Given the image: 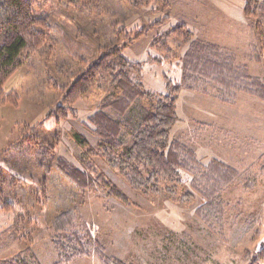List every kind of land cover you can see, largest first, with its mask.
I'll use <instances>...</instances> for the list:
<instances>
[{"label":"rangeland","instance_id":"obj_1","mask_svg":"<svg viewBox=\"0 0 264 264\" xmlns=\"http://www.w3.org/2000/svg\"><path fill=\"white\" fill-rule=\"evenodd\" d=\"M166 1L133 7L124 0H101V7L87 11L47 0L37 9L69 33L82 59L58 41L29 59L4 86L6 93L19 95V102L0 101V186L13 204L12 209L0 208V262L21 250L29 257L26 247L31 244L42 264H54L63 242L69 255L90 248L88 256L79 255L69 264H104L99 249L129 264H264V101L257 97L242 93L235 105H228L216 99L213 89L208 95L186 89L180 93L171 138L193 148L204 163L218 158L241 173L223 193L227 213L224 227L216 232L195 214L202 202L198 194L179 202L162 188L158 194L137 192L105 159L92 156L91 162L129 196V206L107 190L79 189L52 161L60 155L80 169L88 166L90 157L76 135L97 145L90 117L114 90L112 79L100 75L95 87L74 102L65 101L64 95L81 72L114 46L141 63L142 72L132 77L155 98L167 93L166 78L181 80L188 45L167 37L179 25L231 50L253 75L264 77V18L258 8L253 20L244 13L249 0ZM165 41L172 51L169 58L158 50ZM183 179L177 199L191 190L189 176ZM74 205L80 215L76 226L56 232L55 215ZM21 218L20 239L14 241L7 229ZM88 235L94 241L91 247Z\"/></svg>","mask_w":264,"mask_h":264},{"label":"trees","instance_id":"obj_2","mask_svg":"<svg viewBox=\"0 0 264 264\" xmlns=\"http://www.w3.org/2000/svg\"><path fill=\"white\" fill-rule=\"evenodd\" d=\"M46 1L0 0V101L3 103L18 104L19 95L13 92L6 93L4 86L17 70L42 49L52 48L60 41L73 57L82 59L69 33L48 14L37 12L41 3ZM54 1L64 3L66 6L84 7L87 11L101 7V0ZM124 1L133 7H142L152 2L167 4L166 0ZM256 4L253 7L252 0H249L244 8V13L250 20L257 15L256 8L260 11L259 15L264 18V1L256 0ZM254 28L258 35L262 36V28L259 25H255ZM123 32L127 34L125 29ZM143 32V29L138 31L136 36L140 37ZM56 35L60 36V40ZM170 36L182 40L188 48L182 57L180 82L174 83L166 78L167 93L157 98L153 92L145 90L139 81L133 79V73L142 72L141 63L127 59L119 46L106 50L97 61L72 81L71 87L64 95L65 101L74 102L86 95L95 87L102 74L112 79L114 90L102 100L99 109L90 117L95 128L93 131L99 137L97 145L90 146L89 141L80 133L76 135L78 142L86 148V157H90L86 163L88 166L80 169L60 155L54 156L52 161H55L59 169L79 189H88L92 192L107 190L110 197L129 206L132 205L129 196L109 179L106 173L100 171L97 164L92 163L94 162L92 156L105 159L107 164L118 171L137 192L158 194L165 190L172 194L174 201L179 202L192 201L198 194L202 202L196 208L195 214L216 232L217 227H224L227 213V202L223 198V193L240 179L241 173L218 158L204 163L193 148L179 138H171L170 131L179 119L180 93L182 89H186L192 92L201 91L208 95L213 89L217 92L216 99L228 105H235L242 93L264 101V77L253 75L247 66L239 63L231 50L195 37L194 32L186 25L171 29L167 37ZM130 41L129 38L126 44ZM153 46L157 48L156 44ZM158 50L167 58L171 56V47L166 41ZM153 61L161 62L157 58ZM84 62L86 63L85 59ZM143 100H147L148 103L141 104ZM128 134L129 141L126 138ZM81 161L84 165V157ZM183 175L189 176L191 190L177 199L178 186L186 184ZM0 208H13V204L5 200L1 186ZM77 209L78 206L74 205L73 208L59 211L53 219V229L62 233L76 226L77 219L80 218ZM23 219H18L16 225H11L7 229L11 231L9 236H12L14 241L20 239ZM86 226L85 223L84 227ZM90 235L86 243L88 247L94 242ZM59 245L62 246L59 260L54 264H69L79 255H89L90 248L84 247L69 255L65 252L64 243L61 242ZM26 248L29 257L21 250L13 259L2 261L0 264H42L32 245L29 244ZM99 253L104 264H129L119 258L106 257L101 249Z\"/></svg>","mask_w":264,"mask_h":264}]
</instances>
